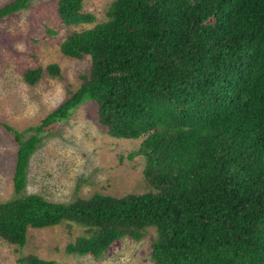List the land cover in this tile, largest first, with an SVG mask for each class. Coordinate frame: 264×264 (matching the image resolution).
<instances>
[{"label":"trees","instance_id":"16d2710c","mask_svg":"<svg viewBox=\"0 0 264 264\" xmlns=\"http://www.w3.org/2000/svg\"><path fill=\"white\" fill-rule=\"evenodd\" d=\"M31 0L0 7V19ZM63 26L94 22L82 0H56ZM106 19L66 34L61 55L87 56L74 90L16 143L12 196L0 201V240L22 247L27 228L81 229L64 253L100 258L148 229L152 264H264V0H111ZM60 79L51 63L22 80ZM116 139H138L147 190L65 202L24 194L40 135L79 104ZM19 264H53L28 254Z\"/></svg>","mask_w":264,"mask_h":264},{"label":"rangeland","instance_id":"374dc122","mask_svg":"<svg viewBox=\"0 0 264 264\" xmlns=\"http://www.w3.org/2000/svg\"><path fill=\"white\" fill-rule=\"evenodd\" d=\"M12 0H0V7ZM111 0H82V11L91 13L94 22L63 26L55 14L56 0H31L27 7L0 19V201L12 195L11 175L16 143L3 124L23 133L39 123L49 111L74 90L77 76L87 70L89 59H71L60 54L58 44L71 31L91 27L106 19ZM58 66L60 79L42 74L34 85L22 80L27 68L47 64ZM95 103L79 104L69 115L52 123L40 135L30 155L24 194H38L51 202L65 203L92 193L119 197L147 190L142 175L143 158L128 155L138 139L109 137L96 123ZM81 229L64 225L40 229L27 228L22 247L0 240V264H19L17 258L32 254L53 264H152L149 242L154 235L134 241L123 237L112 242L102 257L64 253Z\"/></svg>","mask_w":264,"mask_h":264}]
</instances>
